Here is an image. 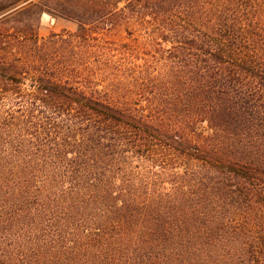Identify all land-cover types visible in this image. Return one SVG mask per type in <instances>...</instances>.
Wrapping results in <instances>:
<instances>
[{"label": "trees", "instance_id": "16d2710c", "mask_svg": "<svg viewBox=\"0 0 264 264\" xmlns=\"http://www.w3.org/2000/svg\"><path fill=\"white\" fill-rule=\"evenodd\" d=\"M21 1L0 264H264V0ZM46 11L79 28L41 37Z\"/></svg>", "mask_w": 264, "mask_h": 264}, {"label": "rangeland", "instance_id": "374dc122", "mask_svg": "<svg viewBox=\"0 0 264 264\" xmlns=\"http://www.w3.org/2000/svg\"><path fill=\"white\" fill-rule=\"evenodd\" d=\"M38 1L39 0H22L18 4H20L19 7H26ZM5 2H7V0H0V3H5ZM9 12L11 13V11ZM78 28L79 25L76 21L47 11L42 14L38 23V32L41 37H47L51 33L62 32L64 30H69L74 32L77 31ZM117 38L123 39V36L118 34Z\"/></svg>", "mask_w": 264, "mask_h": 264}]
</instances>
